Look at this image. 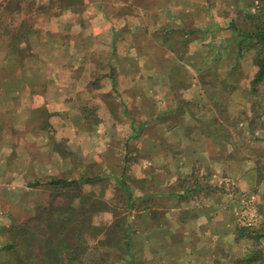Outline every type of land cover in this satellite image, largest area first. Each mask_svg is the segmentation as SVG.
<instances>
[{"label": "crops", "instance_id": "1", "mask_svg": "<svg viewBox=\"0 0 264 264\" xmlns=\"http://www.w3.org/2000/svg\"><path fill=\"white\" fill-rule=\"evenodd\" d=\"M256 14L254 0H0V115L18 124L0 118L4 201L19 182L131 169L124 249L101 228L100 260L88 245L82 264H264V87L234 32ZM113 118L128 141L110 164ZM4 207L0 232L25 217Z\"/></svg>", "mask_w": 264, "mask_h": 264}, {"label": "rangeland", "instance_id": "2", "mask_svg": "<svg viewBox=\"0 0 264 264\" xmlns=\"http://www.w3.org/2000/svg\"><path fill=\"white\" fill-rule=\"evenodd\" d=\"M254 4L257 5L256 15H264V0H254ZM255 22V18H253L252 16L244 20V22L235 25V34H240L241 36H243L242 34L246 35L247 33L255 31ZM248 41L244 43V49L247 53V57L250 59L249 64L252 65L253 62V65L255 66L257 54L259 51L258 46L255 43ZM259 84L261 85L260 89H263L264 80L260 81ZM160 93H164V91H159V95H162ZM261 103H263V101H261L260 104ZM6 117L7 116L5 113L0 115V118L5 119V127H7L8 124L13 126V128L18 127V124L15 121L8 123V119ZM145 117L146 115H143L141 113L139 114V120L137 122L138 129L141 128V124L145 123L146 120L143 119ZM4 123L2 122V124H0V134L2 135H0V143L2 144L4 143L5 134L9 132L5 131V128L3 127ZM89 124H91L92 128V125L95 123L91 122ZM108 124L110 126L109 128H113L110 129V131H114V133H111V137H109V140H107L108 145H100L102 149H107L110 146L113 149L111 154L108 155V161L111 164L113 162H118V150L122 151V148L124 147L128 139L126 138L127 126L120 122H116V119L114 118L112 122L110 121ZM32 127L33 124L30 123L29 128ZM100 128L108 129V127H105L103 125H101ZM147 134L148 133H139L137 142L135 141L136 143L133 142V144L131 145L132 148L137 146L140 147L143 143L147 144ZM95 140H101V138H96ZM58 152L62 156H65L66 154L65 148L61 143L59 144ZM81 161H83V157H81ZM61 172L62 171H60V173ZM72 172H74V177H80L81 172L79 170H75ZM63 173V175L65 176L66 169L63 171ZM135 173L136 172L132 171L131 169H127L123 172L119 169H114L113 171L92 170L89 176L90 178L92 177L91 181L82 183L78 186L76 185L74 187L56 189L54 187L48 188L46 187V185H43L42 188L39 186L37 187V185L33 183L31 185L29 184L25 186L26 192H24L25 187L22 186L23 183L18 181V186H11V189L15 190L16 193H12L10 196H8L9 200L5 201L2 197V193H4L5 189L9 187L6 188L0 186V211L3 206H6L4 207L5 209L9 208L17 212L19 210H22L24 212L25 217L23 215L22 218L13 219L15 220V224L12 225L13 227L15 225H20L28 222V220L35 215H43L49 209L52 210L54 214V217L52 219H47L45 218V215H43V217H41L40 221L38 222L40 227V237L38 244L43 245L44 243L45 245L47 237H50L52 241L55 240L56 243L61 244L64 250L59 252L58 258H60V260H62L61 257L65 258L67 252L66 249H70L73 245L76 246L78 243L81 247H88L89 245V247L93 249V256L95 262H98L100 260V254L96 248V242L94 241V239L97 238H95V235L99 229H103L108 234L107 235L105 233L106 235H103V237H108L109 239L108 244L111 246L110 248H112L111 254H117L118 256L121 253L117 249H124V243L125 239H127V235L120 232V229V234L117 233L116 228L119 227L121 224H125L124 222L126 220L128 222L130 220V216L126 214V212H129V209L126 207V202L121 197L122 195L127 196L129 194V191L126 189V186H124V184L126 182L130 183L133 177L136 176ZM97 177H101L102 179L100 180ZM58 179H62L61 176H59ZM98 196H105L106 200L98 201ZM116 198L118 200H115ZM94 209L95 211L98 209H100L101 211L93 212ZM110 215L114 216L111 217ZM8 223L9 222L6 217H0V225H6ZM46 223L49 224V229L46 228ZM104 223L111 224L105 225ZM81 231L82 236L80 238H76L77 233ZM119 235L121 238L119 237ZM11 239L12 236L9 234V232H7V230L0 232L1 247L3 245L5 246V244H7V242H10ZM77 240H79V242ZM116 242H118L119 245H116ZM121 245L122 248H119ZM3 253L5 254V259L1 258L0 256V264H16V257L14 255L12 256L10 252ZM3 253L1 254L2 256ZM48 257L49 262L55 263L56 261H58L54 254H51L50 256L48 255ZM9 259H11L10 263ZM38 260L40 264L44 263V259L38 258ZM49 262H47V264H49Z\"/></svg>", "mask_w": 264, "mask_h": 264}, {"label": "trees", "instance_id": "3", "mask_svg": "<svg viewBox=\"0 0 264 264\" xmlns=\"http://www.w3.org/2000/svg\"><path fill=\"white\" fill-rule=\"evenodd\" d=\"M255 18V31L247 33L248 42H253L258 46V54L256 58V66L259 68L256 79L254 83H259L264 80V15H254ZM259 81V82H258ZM257 92V86H256ZM85 182L91 181L90 179H84ZM80 181H66L63 179L51 181V185L54 188H66L78 186L82 183ZM73 209V208H72ZM45 218L52 219L54 214L52 210H48L44 213ZM43 215H35L28 220V222L20 225H15L11 229L7 230L12 236L10 242H7L2 250H0L1 258L5 259V254L3 252H10V254L15 256L16 264H40L38 258L44 259L43 264L49 262L48 255L54 254L58 261L55 263L49 262V264H70L66 263L65 260H60L58 258L59 252L64 250L63 246L59 243H56L55 240H51L50 237H47L45 245L38 244L39 241V221ZM49 224L46 223V228L49 229ZM82 236V231L77 233L76 238ZM81 240V239H80ZM79 242V240H77ZM74 246V248H73ZM70 249H66V255L72 256L69 262L74 264H82V257L85 254V250L78 243L76 246L73 245ZM69 248V247H68ZM73 248V249H72ZM5 250V251H4ZM3 253V256L1 255ZM72 254V255H71ZM65 255V257H66ZM62 256V255H61ZM7 258V257H6ZM46 259V260H45ZM11 259H9V263ZM4 264V263H3Z\"/></svg>", "mask_w": 264, "mask_h": 264}, {"label": "built area", "instance_id": "4", "mask_svg": "<svg viewBox=\"0 0 264 264\" xmlns=\"http://www.w3.org/2000/svg\"><path fill=\"white\" fill-rule=\"evenodd\" d=\"M237 222L242 227L253 229L258 225V215L251 205H247L239 215Z\"/></svg>", "mask_w": 264, "mask_h": 264}]
</instances>
